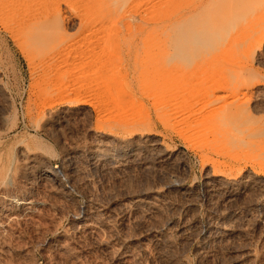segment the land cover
Returning a JSON list of instances; mask_svg holds the SVG:
<instances>
[{
	"label": "rangeland",
	"instance_id": "1",
	"mask_svg": "<svg viewBox=\"0 0 264 264\" xmlns=\"http://www.w3.org/2000/svg\"><path fill=\"white\" fill-rule=\"evenodd\" d=\"M85 1H89L90 4ZM113 1H117V4L114 5ZM120 1L122 2V0ZM120 1L39 0L37 6L42 10L46 9L47 16L57 14L55 16L58 17V21L54 25L55 28H51V30L56 29L57 31H55L58 33L61 27L63 29L60 34L54 32L56 35H48V40L46 39L47 41L45 40L46 42L43 43L42 52L37 48L43 45L34 46L36 49L25 47L26 50L23 44L18 43L8 30L12 24L10 15L0 12V169L3 168L0 176L2 181H0V264H142V262L143 264H178L180 261L183 263L184 260L189 261L184 262L185 264H226L227 260L233 256V254L231 256L232 252L239 254L245 246L243 242L245 243L247 238L249 243L253 242L250 247L253 246L255 252L260 255L264 247V210L258 212L259 208L253 210L248 205L252 198L251 193L230 204L243 218H245L244 215L251 214L250 216L246 215L250 229H255L254 235L250 234L253 230L249 229L248 235H252L250 238L246 234L236 232L235 235L222 236L210 244L203 235L201 236L200 228L216 221L215 214L220 211H216L214 214L212 213L214 210L219 208L222 210L224 205L225 209L231 207L225 203L221 207L215 202L213 205V200L207 202L204 198L207 169L220 176H237V178L253 171L254 175L258 174L257 176L262 178L261 184L264 182V0H123L124 5ZM49 2H55L57 9L54 6L53 12L48 9ZM107 3L114 6L109 5L110 8H108ZM101 4H105L103 6H106L107 9L99 6ZM100 7L102 11L99 9ZM97 9L100 10V13ZM237 10L239 13L236 15ZM114 12H117L116 14L120 17H116ZM98 13L99 15H96ZM238 15H241V18ZM204 16L205 18H203ZM114 17L116 20L113 25L110 20L112 21ZM105 18L106 22L109 20V24L104 23ZM102 20L104 24L100 23ZM36 22L35 19H32L29 24V29L33 32L37 30L38 23L36 24ZM34 24H36L35 29L30 27ZM224 26H227V29ZM182 30L185 32L183 33ZM177 34L180 35L177 36ZM105 38H108L109 42ZM120 38L121 40H119ZM172 40L176 42H172ZM186 46H188V51H186ZM242 92H246L248 95L245 97ZM220 98L223 99L220 100ZM216 99L219 100L216 101ZM227 104L233 105L229 109L243 104L244 106H242L249 110H247L249 114L247 115L249 119L246 117L247 121H255V124L247 123L246 119L242 117L245 119L243 122L247 123V126L241 123L244 128L240 126L242 132L227 127L228 125L225 122L223 124V120H221L220 114H223L219 113L223 112V107L224 110L228 108ZM212 108L215 109L213 113L209 112ZM251 115L256 119L250 118ZM49 120L53 121V126H50L51 133L47 134L39 127L42 128V122ZM206 127L207 129H205ZM128 128L133 130L134 138L145 139L146 142L156 139L164 147L172 149L176 155L173 156L170 163H157L156 155L153 157V154L149 153L152 159L150 155L145 156L151 159L148 166L140 165L136 160L131 161L130 159L122 164L120 162L126 156L122 157L116 147L118 150L112 148L108 150V155L106 150L102 153L103 149H99L100 154H96V152L95 156H97H94L96 159L93 157L92 162L87 158L85 152L82 153L83 155L80 154L81 157L77 155L72 160L74 164L76 163V169L68 161H64L63 150L68 145L91 144L99 134L103 141L105 139L108 141V137L112 138L113 136L128 137L130 136V131H126ZM247 128L248 131H246ZM253 132L259 133V136L253 135ZM227 133L232 138L225 135ZM224 135L225 137H223ZM227 137H230V141H227ZM223 138L227 142H233L234 145L226 143ZM145 140L144 143H146ZM235 143L243 145H240V149L243 148V152H240L241 156L238 155L240 149L234 148L237 145ZM244 143L247 144L244 145ZM210 145L220 146V151H223L214 152V150H210ZM21 146L40 150L47 163L51 165L49 167L60 169L63 166L65 175L61 176L60 185L54 183L51 178L40 177L37 171L32 168L23 174L25 177L22 176V173L18 174L17 167L20 163L18 150ZM224 148L229 151L238 148L239 151L235 150V154L238 156L233 153L234 151L232 152L238 159H235L234 156L228 157V155L232 156L231 151L224 155ZM201 153H205V156L203 157ZM137 156L142 157L144 153L139 150ZM76 159H78L77 162ZM66 163H69L68 166ZM182 163H184L183 166ZM99 164L104 165L101 167ZM228 165L230 167H227ZM71 169H74V172ZM171 172L180 175L174 180L176 186L189 187L188 190L191 188V193L183 195L175 189H167V191L161 187L164 192L160 198L164 201L162 202L159 198L156 210H151L153 207L148 209L147 206H141L142 212L139 209V214L138 211L135 212L136 216L134 215L133 218L131 214L135 213L130 211L129 219H134L135 222L129 220V223L134 222V225L132 224V227L131 223L127 224L129 228L127 226L126 229L128 228L129 232L126 233L128 229L125 230V227L120 223V217L123 216L124 212L122 211L124 210H119V201L128 202V195L131 197L130 193L132 195L134 192V194L138 193L146 184L147 187L153 185L149 189L145 187V190H151L152 187L161 185L168 179L167 175ZM262 187L264 188V184ZM166 192L168 193L166 194ZM22 197L32 201L29 210L15 207V201ZM260 200L261 197H258L257 201L260 202ZM90 202L103 206L114 204L112 211L118 208L113 211L115 213L112 217L115 222L112 217V221H110L114 225V228L112 226L111 229H115L117 233L114 232L115 230L109 229L111 231L109 232L101 229L96 231V233L98 232L97 236L95 231H90L89 234V231L83 230L85 222L82 221L77 210L88 206ZM159 203L162 204L159 205ZM207 206L209 207L207 208ZM147 209L154 212L150 213ZM117 211L118 214L122 212L119 218L117 217L119 215L116 214ZM249 218L256 224L249 221ZM160 223L162 224L159 225ZM119 224L121 225L119 226ZM168 224L172 225L171 230H169ZM176 224L177 226H175ZM184 224H188V226L186 225L189 227L188 231ZM165 226L170 232L174 230L171 233L173 235L170 238L171 242L177 235L180 236H178V240L181 238L184 241L176 239L174 240L176 246L172 242V245L169 244L170 247L165 245V247L162 246L163 249L155 248L154 251L155 245L153 247L152 240L149 241L147 237L150 235V238L156 231L165 229L162 228ZM181 228L188 232V236L191 234L189 238ZM132 229L135 231L134 233L130 231ZM182 231L183 236L180 235ZM123 232H125L126 238L133 233L127 239L135 237L149 241L146 242L147 244L151 242L149 249L151 248L153 251H149L147 245V258L142 254H136L132 258L128 257L129 259H118L114 251L117 250L116 248L119 247L117 245L121 242L119 239V242L117 241V236ZM260 235L262 237H259ZM111 236L112 238L115 236V239L110 240ZM226 236H230L229 240L233 236L230 241H233L235 246L233 243L231 245L229 240L227 242V239L221 240V238H227ZM235 236L241 237L242 240ZM144 237L146 238L144 239ZM233 239H236L235 242ZM237 239L239 244H237ZM261 240L262 242H259ZM111 241L114 242L115 247ZM102 242L107 243L110 250H107L106 247L107 251H105ZM222 245L224 246L222 247ZM184 246L185 249L187 248L186 250ZM199 246H203L204 249ZM232 246L236 250H232ZM61 248L65 251L63 252ZM198 249L201 250L199 251L201 254H198ZM171 250L175 253L173 254ZM150 254H154V258H158L154 260ZM156 254L159 255L156 256ZM222 255L224 257L227 255V260ZM139 257H141L140 260L137 259ZM217 257L223 258L226 262L223 263V260L219 262ZM126 259L127 261H125ZM137 260L142 262L136 263ZM255 261H249V263L261 264L263 262L264 264L260 257L257 262Z\"/></svg>",
	"mask_w": 264,
	"mask_h": 264
},
{
	"label": "bare ground",
	"instance_id": "2",
	"mask_svg": "<svg viewBox=\"0 0 264 264\" xmlns=\"http://www.w3.org/2000/svg\"><path fill=\"white\" fill-rule=\"evenodd\" d=\"M39 0H0V12H5V13H7V14H9L10 15V17H11V20H12V24H11V26H10V28L8 29V30H10L9 32L11 33V35L17 40V42L18 43H20V44H23V46H24V48L25 47H28V48H30L31 49V47H34V46H38L39 47V45H43L42 47H39V48H37L38 50L40 49L41 50V52H42V48L44 47V44L43 43H45L47 40H48V38L47 37H49L48 35H50V36H52V35H56V31L54 30L53 31V29L55 28V24L57 23V18L58 17H56L55 15H57V14H54V16L52 15V14H50L49 16H47V11H46V9H40L38 6H37V2H38ZM51 1V0H50ZM94 1V0H93ZM120 1V0H119ZM126 1H128V0H126ZM125 1V2H126ZM139 1V0H138ZM244 1V0H243ZM74 2V1H73ZM79 2H80V0H79ZM85 2H87V1H85ZM91 2H92V0H91ZM112 2V1H111ZM121 2V1H120ZM122 2H123V0H122ZM121 2V3H122ZM136 2V1H135ZM50 4H49V11H52L53 12V8H54V6H55V2H49ZM83 3V2H82ZM81 3V4H82ZM89 3V1L87 2V4ZM110 3V2H109ZM109 3H107L106 5H107V7L108 8H110V6H114L115 5V3L117 4V1L115 2V1H113V3H114V5L112 4H109ZM124 3V2H123ZM122 3V4H123ZM131 3V2H130ZM208 3H209V1H208ZM247 3H248V1H247ZM39 4V3H38ZM90 4V3H89ZM96 4V3H95ZM120 4V3H119ZM126 4V3H125ZM213 4V3H212ZM236 4H237V2H236ZM40 5V4H39ZM43 5V4H42ZM41 5V6H42ZM57 5V4H56ZM103 5H105V4H101V5H99V6H103ZM110 5V6H109ZM124 5V4H123ZM128 5V4H127ZM134 5V4H133ZM216 5V4H215ZM227 5V4H226ZM245 5V4H244ZM248 5V4H247ZM37 6V7H36ZM40 6V7H41ZM45 6V5H44ZM118 6H120V5H118ZM122 6V5H121ZM120 6V7H121ZM139 6V5H138ZM205 6H206V4H205ZM212 6V5H211ZM250 6V5H249ZM248 6V7H249ZM56 7V6H55ZM101 7L99 8L100 10H101ZM105 9H107L106 8V6H103ZM213 7V6H212ZM221 7V6H220ZM219 7V8H220ZM118 8V7H117ZM215 8V7H214ZM240 8V7H239ZM252 8V7H251ZM55 9V8H54ZM56 9H57V7H56ZM99 9H97V11L99 12L100 10ZM103 9V8H102ZM120 9H122V8H120ZM119 9V10H120ZM139 9V8H138ZM221 9V8H220ZM238 9V8H237ZM250 9V8H249ZM64 10V9H63ZM112 10H114V9H112ZM118 10V9H117ZM116 10V11H117ZM235 10V9H234ZM242 10V9H241ZM102 11V10H101ZM215 11V10H214ZM63 12V11H62ZM118 12V11H117ZM116 12V13H117ZM206 12H208V11H206ZM206 12H205V14H206ZM100 13V12H99ZM99 13L98 14H96V15H99ZM115 13V12H114ZM115 13V14H116ZM209 13V12H208ZM215 13V12H214ZM218 13V12H217ZM228 13V12H227ZM239 13V11L237 10V13H235L236 15ZM248 13V12H247ZM102 14H103V12H102ZM102 14H100V15H102ZM118 14H119V12H118ZM118 14H116L117 16L116 17H120V15H118ZM121 14V13H120ZM232 14V13H231ZM234 14V13H233ZM95 15V16H96ZM226 15V14H225ZM7 16V15H6ZM115 16V15H114ZM122 16V15H121ZM227 16V15H226ZM241 15H238V17H240ZM116 17H114V18H112V21L110 20V23H113L114 22V20H116ZM209 17V16H208ZM215 17V16H214ZM231 17H232V15H231ZM234 17V16H233ZM236 17V16H235ZM8 18V17H7ZM107 18V17H106ZM106 18H105V21H104V23L106 22ZM203 18H205V16L203 17ZM241 18V17H240ZM240 18H238V19H240ZM5 19V18H4ZM32 19H35L37 22H36V24H37V30L36 31H32L31 29H29V24H30V21L32 20ZM110 19V18H109ZM118 19V18H117ZM211 19V18H210ZM222 19V18H221ZM237 19V18H236ZM108 20V19H107ZM204 20V19H203ZM206 20H207V18H206ZM220 20V19H219ZM223 20V19H222ZM63 21V20H62ZM99 21V20H98ZM237 21V20H236ZM240 21V20H239ZM34 22V21H33ZM206 22V21H205ZM224 22V21H223ZM222 22V23H223ZM234 22V21H233ZM99 23V22H98ZM100 23H103V20H102V22H100ZM103 23V24H104ZM106 23H108L109 24V20H108V22H106ZM215 23V22H214ZM217 23V22H216ZM225 23V22H224ZM223 23V24H224ZM36 24H34V26H30L31 28L33 27L34 29L36 28L35 27V25ZM202 24V23H201ZM207 24V23H206ZM220 24V23H219ZM219 24H216V25H219ZM236 24V23H235ZM6 25V24H5ZM33 25V24H32ZM100 25V24H99ZM106 25V24H105ZM112 25V24H111ZM113 25H114V23H113ZM204 25V24H203ZM210 25H212L211 24V22H210ZM226 25V24H225ZM237 25V24H236ZM179 26H181V25H179ZM186 26V25H185ZM215 26V25H214ZM228 26V25H227ZM226 26V27H227ZM57 27H59V26H57ZM114 27V26H113ZM182 27V26H181ZM225 27V26H224ZM223 27V28H224ZM225 27V28H226ZM8 28V27H7ZM50 28V29H49ZM51 28H53L52 30H51ZM179 28V27H178ZM185 29V28H184ZM217 29H218V26H217ZM227 29V28H226ZM60 31L61 30H63L62 29V27H61V29H59ZM58 30V31H59ZM113 30V29H112ZM181 30V29H180ZM187 30V29H186ZM211 30H213V29H211ZM223 30V29H222ZM229 30V29H228ZM58 32L57 34H60L61 32ZM183 31V33L185 32L184 30H182ZM181 31V32H182ZM188 31V30H187ZM194 31V30H193ZM214 32H215V30H213ZM258 31V30H257ZM51 32V33H50ZM54 32H56V33H54ZM104 32V31H103ZM111 32V31H110ZM191 32V31H190ZM190 32H189V34H190ZM197 32V31H196ZM176 33V32H175ZM178 33V32H177ZM186 33H188V32H186ZM213 33V32H212ZM216 33H217V30H216ZM219 33V32H218ZM52 34V35H51ZM104 34V33H103ZM100 35V34H99ZM178 35H180V34H177V36ZM191 35V34H190ZM108 36H109V34H108ZM186 36V35H185ZM214 36H215V33H214ZM219 36V35H218ZM221 36V35H220ZM57 37V36H56ZM55 37V38H56ZM116 37V36H115ZM213 37V36H212ZM96 38V37H95ZM109 38V37H108ZM107 38V39H108ZM220 38H222V37H220ZM47 39V40H46ZM106 39V38H105ZM106 39V40H107ZM111 39V38H110ZM125 39V38H124ZM213 39V38H212ZM46 40V41H45ZM119 40H121V38L119 39ZM118 40V41H119ZM176 40V39H175ZM175 40H172V42L173 41H175ZM211 40V39H210ZM45 41V42H44ZM97 41V40H96ZM177 41V40H176ZM175 41V42H176ZM214 42H215V39L213 40ZM107 42H109V40H107ZM119 42H122V41H119ZM184 42V41H183ZM183 42H182V45H183ZM98 43V42H97ZM103 43V42H102ZM185 43V42H184ZM209 43V42H208ZM104 44H106L105 42H104ZM120 44H122V43H120ZM173 44V43H172ZM180 44V43H179ZM212 44V43H211ZM46 45V44H45ZM48 45V44H47ZM93 45V44H92ZM108 45V44H107ZM111 45H112V43H111ZM116 45V44H115ZM178 45V44H177ZM181 45V44H180ZM240 45H241V43H240ZM22 46V47H23ZM113 46V45H112ZM122 46H124V45H122ZM169 46V45H168ZM208 46V45H207ZM47 47V46H46ZM100 47H101V44H100ZM103 48H105L104 46H102ZM179 47V46H178ZM177 47V48H178ZM183 47V46H182ZM181 47V48H182ZM185 47V46H184ZM187 47L188 46H186V51H188L187 50ZM102 48V49H103ZM109 49H110V45H109V47H108ZM157 48V47H156ZM26 49V48H25ZM34 49H36L35 47H34ZM44 49V48H43ZM116 49V48H115ZM178 49H180V48H178ZM188 49H190V48H188ZM27 50V49H26ZM156 50V49H155ZM173 50V49H172ZM185 50V49H184ZM109 51V50H108ZM191 51H192V49H191ZM258 51V50H257ZM112 52V51H111ZM113 52L115 53V51L113 50ZM185 52V51H184ZM194 52V51H193ZM255 52V51H254ZM38 53V52H37ZM189 53V52H188ZM95 54V53H94ZM112 54V53H111ZM118 54V53H117ZM145 54V53H144ZM174 54V53H173ZM195 54V53H194ZM188 55V54H187ZM89 56V55H88ZM106 56V55H105ZM245 57V56H244ZM189 58V57H188ZM191 58V57H190ZM36 59V58H35ZM70 59V58H69ZM75 59V58H74ZM189 60V59H188ZM187 61V60H186ZM86 62V61H85ZM99 62V61H98ZM58 63V62H57ZM125 63V62H124ZM128 63V62H127ZM131 63V62H130ZM86 64V63H85ZM101 64V63H100ZM126 64V63H125ZM99 65V64H98ZM79 66H81V65H79ZM127 66H128V64H127ZM213 67V66H212ZM101 68H103V67H101ZM123 68V67H122ZM117 70V69H116ZM70 71V70H69ZM123 73V72H122ZM221 73V72H220ZM57 74V73H56ZM111 74V73H110ZM239 74V73H238ZM107 75V74H106ZM109 75V74H108ZM121 75V74H120ZM235 75V74H234ZM64 76H65V74H64ZM63 76V77H64ZM112 76V75H111ZM59 77H61V76H59ZM62 78V77H61ZM70 82V81H69ZM112 82V81H111ZM123 82V81H122ZM110 83V82H109ZM59 84H61V83H59ZM107 84H108V81H107ZM234 84V83H233ZM89 87V86H88ZM98 90V89H97ZM243 90V89H242ZM247 90V89H246ZM255 90V89H254ZM248 91V90H247ZM246 91V92H247ZM74 92V91H73ZM117 92V91H116ZM246 92H242V94L243 95H245V97L248 95ZM218 93V92H217ZM219 94V93H218ZM46 96V95H45ZM219 96H220V94H219ZM47 97V96H46ZM117 98V97H116ZM120 98V97H119ZM219 98V97H218ZM45 99V98H44ZM223 99V98H222ZM221 98H220V100H222ZM240 99H242L241 97H240ZM248 99V98H247ZM43 100V99H42ZM209 100V99H208ZM217 100H219V99H216V101ZM235 100H236V98H235ZM234 100V101H235ZM246 100V99H245ZM215 101V102H216ZM9 102V101H8ZM42 102V101H41ZM4 103V102H3ZM218 103V102H217ZM222 103V102H221ZM41 104V103H40ZM230 104H232V103H230ZM244 104V103H243ZM242 104V105H243ZM116 105V104H115ZM136 105V104H135ZM196 105V104H195ZM214 105V104H213ZM212 105V106H213ZM225 105V104H224ZM241 104H238V106L237 107H235V108H231V109H229L230 108V106H233V105H226V106H228V108H226V106H225V108L227 109H225L224 110V107H223V112H219V113H222L223 115H221L220 114V116H222L221 118V120H223L222 121V123L224 124V122H225V124H227L226 126L227 127H231L233 130L234 129H238L239 130V132L241 131H243V130H241V123L243 124L244 122L243 121H245V119H246V117H247V115H249L248 113H247V110L248 109H246L245 107H243ZM2 106V105H1ZM8 106V105H7ZM223 106V105H222ZM258 108V107H257ZM110 109V108H109ZM206 109H208V108H206ZM259 109V108H258ZM57 110V109H56ZM55 110V111H56ZM222 110V109H221ZM215 111V109L214 108H212L209 112H211V113H213ZM249 111V110H248ZM254 111V110H253ZM206 112V111H205ZM256 112V111H255ZM216 113V112H215ZM247 113V114H246ZM210 114V113H209ZM212 115H214V114H212ZM246 115V116H245ZM82 116V115H81ZM210 116V115H209ZM245 116V117H244ZM196 117V116H195ZM212 117V116H211ZM242 117L243 118H245V119H242ZM261 117V116H260ZM260 117H258V118H260ZM248 119H249V117H247ZM250 118H252V119H256V118H254L252 115H251V117ZM258 118H257V120H258ZM166 119V118H165ZM242 119V120H241ZM251 119V121H254V120H252ZM48 120V119H47ZM61 120V119H60ZM256 120V121H257ZM242 121V122H241ZM246 121H247V119H246ZM68 122V121H67ZM172 122V121H171ZM37 123V122H36ZM43 124H42V128L41 127H39L40 128V130H42V131H44V133H47L48 134V132L49 133H51V128H50V126L52 125L53 126V121H51V120H49V121H44V122H42ZM69 123V122H68ZM219 123V122H218ZM246 123V122H245ZM244 123V125L245 126H247V123H253V124H255V121L254 122H248L247 121V123L245 124ZM262 123V122H261ZM209 124V123H208ZM36 125V124H35ZM67 125V124H66ZM212 125V124H211ZM258 125V124H257ZM63 126V125H62ZM241 126V127H240ZM251 126V125H250ZM254 126V125H253ZM253 126H252V128H253ZM216 127H218V126H216ZM262 127V126H261ZM230 128V129H231ZM243 128V127H242ZM255 128V127H254ZM205 129H207V127L205 128ZM231 129V130H232ZM244 129V128H243ZM246 129V128H245ZM250 130H251V128H250ZM264 130V129H263ZM93 131V130H92ZM123 131V130H122ZM126 131H130V136H128V137H119V136H113L112 138H110V137H108V141H103L101 138H102V136H101V138L99 137L100 136V134L96 137V140H94V141H92L91 142V144H77V145H68V147H66V148H64V150H63V157H64V161L66 160V161H68L69 163H70V165L71 166H73V168L74 169H76V163L74 164L73 162H72V160H73V158L74 157H76L77 155H80V154H82V153H86L87 154V158L92 162L93 161V157L95 156V153L96 154H98L99 153V149H103V152L102 153H104L105 151L104 150H106L107 151V155H108V150H110V149H112V148H114V149H116V147L119 149H116V150H118L119 152H121V154H122V157L124 156H126L125 158H123L122 160H121V162L120 163H122L123 164V162H126L127 161V159H130L131 161L132 160H136V162H138V164H140V165H149L150 164V162H149V160H151L152 159V156L154 157L155 155H156V160L153 158V162H154V160L155 161H157V163L158 162H167V163H170L171 162V159L173 158V156H175L176 154H175V152H173V150L172 149H169V148H167V147H164L163 145H162V143H160L158 140H156V139H153V140H148L147 142H146V140H145V142L146 143H144V140H142V139H140V138H134L133 137V135H134V133H133V130H131V129H127ZM207 131V130H206ZM246 131H248V128H247V130ZM262 131V130H261ZM260 131V132H261ZM94 132V131H93ZM212 132V131H211ZM214 132V131H213ZM65 133V132H64ZM92 133V132H91ZM95 133H96V131H95ZM207 133V132H206ZM224 133H225V131H224ZM254 133V132H253ZM252 133V134H253ZM241 134V133H240ZM259 133H254L253 135H257V136H259L258 135ZM1 135V134H0ZM51 135V134H50ZM93 135V134H92ZM225 135H228V133L227 134H225ZM225 135L223 136V137H225ZM246 135H248L247 133H246ZM262 135V134H261ZM111 136V135H110ZM228 136H230V135H228ZM249 136H250V133H249ZM263 136V135H262ZM55 137H56V135H55ZM105 137V136H104ZM231 137V136H230ZM230 137H227L228 139H227V141L229 140V138ZM244 137V136H243ZM53 138H54V136H53ZM146 138V137H145ZM232 138V137H231ZM225 141H226V139L225 138H223ZM219 140H221V139H219ZM235 139H233V141H234ZM243 140V139H242ZM21 141V140H20ZM65 141V140H64ZM224 141V142H225ZM226 141V143H231V142H227ZM230 141V140H229ZM23 142V141H22ZM82 142V141H81ZM216 142V141H215ZM217 142H218V139H217ZM235 142H236V140H235ZM89 143V142H88ZM206 143H207V141H206ZM233 143V142H232ZM232 143L230 144V145H232ZM214 144V143H213ZM212 144V145H213ZM224 145H227V144H225V143H223ZM237 143H235V145H236ZM245 144H247V143H244V145ZM203 145V144H202ZM233 145H234V143H233ZM239 144H237L236 146H234V148L235 147H238L239 149H240V145L241 146H243L241 143H240V145L238 146ZM260 145V144H259ZM38 147V146H37ZM220 146H209V148H210V150H214V152L215 151H217V152H222V151H220V148H219ZM224 147V146H223ZM253 147V146H252ZM222 148V147H221ZM227 148V147H226ZM238 148H236V149H234L233 151L230 149V151H231V153H230V151H229V149L228 150H225V148H224V152H223V154L225 155L226 153H230L232 156H230V155H228V157H235V159H238V157H236V156H238V155H240V152L242 151L243 152V148H241L240 149V151H239V149ZM204 149V148H203ZM206 149V148H205ZM223 149V148H222ZM142 151V153H144V156H142V157H139V156H137V153H138V151ZM200 150V149H199ZM198 150V151H199ZM235 150H238L239 151V154H238V152H236L238 155H236L235 154ZM19 155H20V157H19V159H20V163H19V165H18V167H17V172H18V174L19 173H22V176H24L23 174H25V172H27V171H29L28 169H30L31 170V168L33 169V170H35V171H37V173L39 174V176L40 177H43V178H51V180H54V183L56 182L57 184H59L60 185V181H61V176L64 174L63 173V166H61V168L60 169H54L53 167H49V166H51V165H49L48 163H47V160H46V158H45V156L43 155V153L40 151V150H38V149H36V148H31V147H28V146H21L20 148H19ZM226 151H229V152H226ZM111 152V151H110ZM109 152V153H110ZM124 152V153H123ZM145 152H147V153H145ZM213 152V153H214ZM236 155H233V153ZM113 153V152H112ZM149 153H151V154H153L152 156L149 154ZM208 153V152H207ZM261 153V152H260ZM259 153V154H260ZM100 154V153H99ZM118 154V153H117ZM201 154H203V153H201ZM205 154V153H204ZM202 155L203 157L205 156V155ZM83 155V154H82ZM110 155H111V153H110ZM110 155H109V157H110ZM119 156H120V154H118ZM147 155H150L151 156V159H149V158H146L147 157ZM217 155V154H216ZM254 155V154H253ZM261 155V154H260ZM97 156V155H96ZM95 156V157H96ZM101 157H102V155H100ZM146 156V157H145ZM221 156V155H220ZM241 156V155H240ZM259 156V155H258ZM257 156V157H258ZM80 157H81V155H80ZM83 157V156H82ZM94 157V159H96ZM108 157V156H107ZM199 157H200V155H199ZM202 157V158H203ZM224 157H227V156H224ZM243 157V156H242ZM248 157V156H247ZM256 157V158H257ZM85 159H86V157H85ZM107 159V158H106ZM224 159V158H223ZM227 159H229V158H227ZM77 160L78 159H76V162H77ZM109 160V159H108ZM230 160H232V159H230ZM260 160H261V158H260ZM75 161V160H74ZM87 161V160H86ZM174 161V160H173ZM228 161V160H227ZM262 161V160H261ZM63 162V161H62ZM224 162V161H223ZM255 162V161H254ZM68 163V164H69ZM95 163V162H94ZM102 163H104L103 161H102ZM106 163H108L109 164V162H106ZM115 163V162H114ZM225 163V162H224ZM234 163V162H233ZM67 164V163H66ZM68 164H67V166H68ZM80 164V163H79ZM112 164V163H111ZM121 164V165H122ZM160 164V163H159ZM227 164V163H226ZM232 164V163H231ZM101 167L104 165H101V164H99ZM184 165V163H182V166ZM214 165V164H213ZM216 165V164H215ZM230 165V164H229ZM227 166V167H230V166ZM263 165V164H262ZM66 166V167H67ZM78 166V165H77ZM146 166V167H147ZM233 166V165H232ZM235 167H236V165H234ZM65 167V168H66ZM160 167V166H159ZM237 168V167H236ZM253 168H255V167H253ZM3 169V168H2ZM2 169H0V176L2 175ZM73 169V170H74ZM213 169H214V166H213ZM72 170V169H71ZM72 170V171H73ZM78 170V169H77ZM164 170V169H163ZM212 170V169H211ZM11 171V170H10ZM71 171V172H72ZM80 171V170H79ZM185 171V170H184ZM214 171V170H213ZM252 171V170H251ZM74 172V171H73ZM75 172H76V170H75ZM242 172V171H241ZM66 173V172H65ZM77 173V172H76ZM135 173V172H134ZM242 173H245V172H242ZM69 174V173H68ZM71 174H73V173H71ZM78 174V173H77ZM124 174V173H123ZM122 174V175H123ZM169 174V173H168ZM206 175H205V180H206V186H205V194H204V198L207 200V202H210L211 200H213V205L216 203V204H218L220 207H221V205L223 204V203H225V204H228V205H230L231 203H233L234 201H238V200H240V199H242V198H244V196H246V195H250V193H251V195H252V198L249 200V206L250 207H252V209L253 210H255V209H258V212H259V210L261 211L262 209L264 210V188L262 187L263 186V184H264V182H263V184H261L262 183V178H260V177H258L257 175H254L253 174V171H252V173L250 172V173H245L243 176H241V177H238L237 178V176L236 177H224V176H220V175H218V174H216V173H214V172H210V170L209 169H207V171H206V173H205ZM256 174V173H255ZM6 175V174H5ZM34 175V174H33ZM65 175V174H64ZM115 175V174H114ZM229 175V174H228ZM13 176V175H12ZM70 176V175H69ZM76 176V175H75ZM124 176V175H123ZM168 176V179L166 180V181H164V182H162L161 183V185H159V186H154V188L152 189L151 188V190H145L144 188L145 187H147V184H146V186L144 187V188H141L142 190H140L138 193H136V194H134L133 193V195H132V193H130V195H131V197H129V195H128V202H129V204H128V202L126 203V202H124L123 201V203L121 202V201H119V210H124V211H122V212H124V214H123V216L122 217H120V215H121V213L120 214H118V211L116 212V214H118L119 216H117L118 218L120 217V219H121V224H122V226H124L125 227V230H127L128 228H129V226L127 225V224H129L130 225V223H131V225L130 226H132L133 227V223L135 222L134 221V219H132V220H130L129 219V216H128V214H129V212L131 211H133V213H135V212H137L139 209H140V207L142 206H147V208L148 209H150V208H152L151 210H156V207H157V201H159V198L162 196V192H164L163 190H167V189H170V190H173V189H175V190H177V192L179 191L181 194H183V195H186V194H188L189 192H190V189L188 190V188H186V186L185 187H180V186H176V181H174V180H176L177 178H179V176L176 174V173H174V172H171L169 175H167ZM187 176V175H186ZM20 177V176H19ZM25 177V176H24ZM65 177V176H64ZM63 177V178H64ZM71 177H72V175H71ZM115 177V176H114ZM138 177V176H137ZM27 178V177H26ZM83 178V177H82ZM121 178H123V177H121ZM127 178V177H126ZM125 178V179H126ZM166 178V177H165ZM70 179V178H69ZM264 179V178H263ZM4 180V179H3ZM182 180V179H181ZM1 181V180H0ZM29 181V180H28ZM123 181V180H122ZM178 181V180H177ZM2 182V181H1ZM19 182V181H18ZM53 182V181H52ZM51 182V183H52ZM84 183H85V181H84ZM87 183H89V182H87ZM94 183V182H93ZM92 183V184H93ZM136 183V182H135ZM23 184V183H22ZM53 184V183H52ZM132 184V183H131ZM157 184H159V183H157ZM156 184V185H157ZM205 184V183H204ZM55 185V184H54ZM78 185V184H77ZM91 185V184H90ZM133 185V184H132ZM151 185H153V184H151ZM151 185H149L148 187H147V189H149V187H151ZM180 185V184H179ZM53 186V185H52ZM63 186V185H62ZM48 187V186H47ZM55 187V186H54ZM61 187V186H60ZM88 187H89V185H88ZM161 187H163L162 189H161ZM59 188V187H58ZM58 188H56V189H58ZM64 189V188H63ZM73 189V188H72ZM61 190H62V187H61ZM169 190V191H170ZM71 191V190H70ZM78 191V190H77ZM82 191V190H81ZM123 191V190H122ZM134 191V190H133ZM168 191V190H167ZM36 192V191H35ZM52 192V191H51ZM64 192V191H63ZM62 192V193H63ZM75 192V191H74ZM131 192V191H130ZM193 192V191H192ZM197 192V191H196ZM67 193H69L68 192V190H67ZM168 192H166V194H167ZM191 193V192H190ZM51 194V193H50ZM129 194V193H128ZM165 194V193H164ZM163 194V196L165 197V195ZM72 195V194H71ZM87 195V194H86ZM116 195V194H115ZM169 195V194H168ZM52 196V195H51ZM58 196V195H57ZM117 196V195H116ZM127 196V195H126ZM167 196V195H166ZM53 197V196H52ZM93 197V196H92ZM163 197V199H165ZM168 197V196H167ZM260 198L261 197V200H260V202L259 201H257V198ZM15 198V197H14ZM162 198V197H161ZM161 198H160V200H161ZM173 198V197H172ZM188 198V197H187ZM10 199V198H9ZM8 199V200H9ZM58 199V198H57ZM56 199V200H57ZM126 199V198H125ZM177 199V198H176ZM192 199V198H191ZM7 200V201H8ZM124 200V199H123ZM205 200V201H206ZM111 201V200H110ZM115 201V200H114ZM162 201V200H161ZM160 201V202H161ZM164 201V200H163ZM162 201V202H163ZM10 202H11V200H10ZM31 202L32 201H28V200H25V198H19V199H17L16 201H15V207L17 206V207H19V208H21V209H28V208H31ZM57 202V201H56ZM180 202H181V200H180ZM215 202V203H214ZM235 202V203H236ZM117 203V202H116ZM11 204V203H10ZM9 204V205H10ZM33 204V203H32ZM74 204V203H73ZM111 204H113V203H111ZM160 204H162V203H159V205ZM193 204V203H192ZM55 205V204H54ZM85 205H88V204H85ZM109 206H107V205H105V206H103V205H101V204H98V203H89V205L88 206H86V207H84V208H80V209H78L77 211H79L78 212V214H80V216L82 217V221H84L85 222V224L83 225L84 227H83V230H85V231H89V234H90V231H95V233H96V231L97 230H101V229H103V231H109V229H111L112 228V226H113V228H114V225H112V222H110V221H112V218L114 217L113 216V213H115V212H113V211H116V210H118V208L116 209V210H113L112 211V207H113V205H110V204H108ZM115 205H117V204H115ZM169 205V204H168ZM171 205V204H170ZM206 205V204H205ZM209 205V204H208ZM224 205V204H223ZM222 205V206H223ZM245 205V204H244ZM243 205V206H244ZM247 205V206H248ZM62 206H65V205H62ZM231 206V205H230ZM229 206V207H230ZM246 206V207H247ZM71 207V206H70ZM141 207V208H142ZM191 207V206H190ZM209 206H207V208H208ZM211 207V206H210ZM216 207V206H215ZM226 208V206L224 205L223 206V209L222 210H220L221 208H219V209H216V210H214L212 213H216V211H220L219 213H216L215 215V217H217V219H216V221L215 222H213V223H210V224H208V225H204V227H202V229L200 228V230H201V236L203 235V237H204V239L207 241V242H213V241H217V239L218 238H220V237H222V236H225V235H232V234H234V233H236V232H238V233H243L244 235L246 234V236H249L248 234L250 233L249 231L251 230H253V232H251L250 234H252L253 233V235L255 234L254 233V230L255 229H250V226H249V222L248 221H246L247 219V216L246 215H248V214H246V215H244V213H243V215H244V217L245 218H243V217H241V215H238V212L235 210V209H233L232 207L233 206H231L230 208H228V206H227V208L228 209H225ZM60 208V207H59ZM116 208V207H115ZM114 208V209H115ZM127 208H129L128 210H127ZM155 208V209H154ZM158 208H159V206H158ZM157 208V209H158ZM174 208V207H173ZM218 208V207H217ZM232 208V209H231ZM62 209V208H61ZM144 209V208H143ZM146 209V208H145ZM144 209V210H145ZM147 209V211L148 212H150V213H153L152 211H150V210H148ZM247 209V208H246ZM246 209H245V211H246ZM250 209V208H249ZM29 210V209H28ZM143 210V211H144ZM159 210V209H158ZM160 210H161V208H160ZM210 210V209H209ZM248 210V209H247ZM251 210V209H250ZM22 211H24V210H22ZM61 211V210H60ZM76 211V212H77ZM140 211L142 212V209H140ZM162 211V210H161ZM207 211V210H206ZM241 212L243 211V210H240ZM240 211H239V213H240ZM25 212V211H24ZM75 212V211H74ZM126 212H127V214H126ZM140 212V213H141ZM205 212V211H204ZM244 212V211H243ZM247 212V211H246ZM249 213H250V211H248ZM256 212V211H255ZM162 213V212H161ZM161 213H160V215H161ZM209 213V212H208ZM207 213V214H208ZM211 213V212H210ZM115 214V215H116ZM138 214H139V211H138ZM195 214V213H194ZM134 215L136 216V213L135 214H131V216H132V218L134 217ZM143 215V214H142ZM152 215V214H151ZM182 215V214H181ZM201 215V214H200ZM251 215V214H250ZM250 215H248V216H250ZM7 216V215H6ZM79 216V217H80ZM113 216V217H112ZM80 217V218H81ZM112 217V218H111ZM193 217V216H192ZM254 217V216H253ZM80 218H78V219H80ZM144 218V217H143ZM167 218V217H166ZM137 219V218H136ZM141 219V218H140ZM163 219V218H162ZM198 219V218H197ZM214 220H215V218H213ZM118 220V219H117ZM129 220L130 221H134L133 223L132 222H130L129 223ZM167 220H168V218H167ZM166 220V221H167ZM176 220H178V219H176ZM184 220H185V217H184ZM191 220V219H190ZM194 220V219H193ZM249 221H251L252 219H248ZM156 221V220H155ZM195 221V220H194ZM79 222V221H78ZM81 222V221H80ZM113 222H115L114 221V218H113ZM118 222H119V220H118ZM137 222V221H136ZM139 222V221H138ZM146 222V221H145ZM153 222V221H152ZM176 222V221H175ZM183 222V221H182ZM252 222V221H251ZM178 223V222H177ZM181 223V222H180ZM188 223V222H187ZM195 224H197L196 222H194ZM252 223H254V224H256L254 221L252 222ZM251 223V224H252ZM114 224V223H113ZM121 224H119V226L121 225ZM133 224V225H132ZM139 224V223H138ZM137 224V225H138ZM142 224V223H141ZM140 224V225H141ZM162 223H160L159 225H161ZM171 224V223H170ZM174 224V223H173ZM154 225V224H153ZM155 225H156V223H155ZM154 225V226H155ZM185 225V224H184ZM187 226H188V224H186ZM186 225H185V227H186ZM198 225V224H197ZM73 226V225H72ZM78 226V225H77ZM128 226V228L126 229V227ZM142 226H144V225H142ZM151 226V225H150ZM163 226V225H162ZM168 226H169V230H171L170 228L172 227V225H169L168 224ZM174 226V225H173ZM175 226H177V224L175 225ZM180 226V225H179ZM182 226V225H181ZM189 226H191V225H189ZM152 227V226H151ZM160 227V226H159ZM257 227V226H256ZM255 227V228H256ZM120 228V227H119ZM135 228V227H134ZM146 228V227H145ZM162 228H165L166 229V226L165 227H162ZM174 228V227H173ZM180 228V227H179ZM183 228V227H182ZM181 228V230H184V229H182ZM187 229V231H188V229H189V227H186ZM261 228V227H260ZM122 229H123V227H122ZM143 229V228H142ZM147 229H149V228H147ZM157 229V228H156ZM161 229V228H160ZM162 229V230H158V231H156L155 232V234H153V235H151V237H153L152 239H151V237L149 238V236L147 237V239H149V241H151L152 240V244H151V242H150V244L151 245H153V247H154V245H155V247H154V251L156 250L155 248H159V249H163L162 248V246L163 247H165V245H168V247H170V245L169 244H173L174 243V245L176 246V241L174 242V240H178V236L179 235H177L176 237H175V239L174 240H172V242H171V239L170 238H172V231H174V230H172L171 232L168 230V229ZM175 229V228H174ZM176 229H177V227H176ZM194 229V228H193ZM250 229V230H249ZM257 229V228H256ZM259 229V228H258ZM112 231H114L115 229H111ZM135 230V229H134ZM141 230V229H140ZM146 230V229H145ZM144 230V231H145ZM154 230H155V228H154ZM178 230H180V229H178ZM198 230V229H197ZM260 230V229H259ZM118 231H120V230H118ZM124 231V230H123ZM130 231H133V229L132 230H130ZM148 231H150V230H148ZM152 231H153V229H152ZM176 232H177V230H175ZM185 231V230H184ZM83 232V231H82ZM109 232H111V231H109ZM114 232H116L117 233V231L115 230ZM121 232H122V230H121ZM127 232H129V229H128V231H126V233ZM135 231H133V233H134ZM151 232V231H150ZM154 232V231H153ZM181 232V231H180ZM186 232V231H185ZM184 232V233H185ZM200 232V231H199ZM258 231H256V233H257ZM98 233V232H97ZM97 233H96V235H97ZM101 233V232H100ZM106 233V232H105ZM105 233H104V235H105ZM125 232H123V234L121 233L120 235H122V236H120V235H118L117 236V241H118V239H119V241H121V242H117L119 245H117V246H119L118 248H116L117 250H115L114 252H116L115 253V255H116V257L118 258V259H125V258H128V257H131L132 258V256H135L136 254H142L143 256H146V258H147V255L146 254H148V252H147V245H148V250L149 251H153V250H151V248L149 249V245L150 244H147L146 242H149V241H144V240H142V239H136L135 237V239L134 238H132V239H127L128 238V236L130 237V236H132L133 235V233H132V235H128L127 236V238L125 237V234H124ZM138 233V232H137ZM140 233H141V231H140ZM174 233V232H173ZM187 234V236H188V232H186ZM190 233V232H189ZM193 233V232H192ZM261 233V232H260ZM86 234V233H85ZM109 234V233H108ZM108 234H106V235H108ZM111 234H113V233H111ZM130 234V233H129ZM139 234V233H138ZM148 234H150V233H148ZM179 234V233H178ZM183 234V231H182V233L180 234V235H182ZM100 235V234H99ZM113 235H115V234H113ZM112 235V236H113ZM136 235V234H135ZM134 235V236H135ZM144 235V234H143ZM142 235V236H143ZM146 235V234H145ZM172 235V236H171ZM191 235V234H190ZM190 235L188 236V238L190 237ZM195 235V234H194ZM235 235V234H234ZM242 235V234H241ZM240 235V236H241ZM257 235H259L258 233H257ZM257 235H255V237H257ZM98 236V235H97ZM112 236H111V238H112ZM147 236V235H146ZM183 236V235H182ZM229 236V237H230ZM246 236H244V237H246ZM252 235H250L249 236V238L251 237ZM264 236V235H263ZM110 237V236H109ZM180 237V236H179ZM227 237V236H226ZM229 237H227V238H225V239H222L221 238V240H223V241H225L226 239H227V242H228V238ZM239 237V236H238ZM237 236H235V238H238ZM242 238H243V236H241ZM241 237H239V238H241ZM259 237H262L261 235L259 236ZM89 238V237H88ZM104 238H106V237H104ZM114 239H115V236L113 237ZM113 238L112 239H110V240H113ZM146 237H144V239H145ZM186 237H184V239H185ZM232 238H233V236H232ZM231 238V239H232ZM238 238V239H239ZM242 238H241V240H242ZM247 238V237H246ZM96 239H97V237H96ZM95 239V240H96ZM103 239V238H102ZM146 239V240H147ZM187 239V238H186ZM230 239V240H231ZM238 239H237V244H239L238 243ZM255 239V238H254ZM253 239V240H254ZM109 240V241H110ZM179 240L180 241H182L183 239H181V238H179ZM178 240V241H179ZM203 240V239H202ZM229 240V241H230ZM234 240V242H235V240L236 239H233ZM243 240H244V238H243ZM248 238H247V244H246V241H245V243L243 242V245L245 244V246L240 250V252L238 251V249H237V251L239 252V254H236V253H231V256H232V254H233V256L232 257H234L235 256V254L237 255L236 256V258H235V260H233L232 259V257L230 258V256H228L230 259L229 260H227V255L225 256L226 257V260L228 261V262H226V261H224V259H225V257L222 255V257H224V259L222 258V259H219L218 257L216 258V259H218L219 260V262H220V260L222 261H224L223 263H225L226 262V264H252V263H249V261H255V260H257L258 261V258L260 257V258H262L263 259V261H264V247H263V249H262V251H261V254L260 255H258L256 252H255V250L253 249V246H252V248L250 247V245L253 243V242H251V243H249L248 242ZM252 240V239H251ZM252 240V241H253ZM184 241V240H183ZM187 241H189V240H187ZM215 241V242H216ZM112 242V241H111ZM203 242H205V241H203ZM219 242H221L220 241V239H219ZM226 242V243H227ZM231 242V245H232V243H233V241H230ZM258 242V241H257ZM259 242H262V240L261 241H259ZM114 242H112V245L114 246V244H113ZM179 243V242H178ZM183 243V242H182ZM197 243V242H196ZM242 243V242H241ZM248 243H249V245H248ZM101 244H104L103 242L101 243ZM206 244V243H205ZM211 244V243H210ZM230 244V243H229ZM234 244V243H233ZM182 245V244H181ZM180 245V246H181ZM184 245V244H183ZM186 245V244H185ZM259 245V244H258ZM264 245V244H263ZM101 246V245H100ZM103 246V245H102ZM204 246V245H203ZM203 246H199V247H203ZM224 245H222V247H223ZM233 246H235V244L233 245ZM232 246V247H233ZM237 246V245H236ZM260 246H261V244H260ZM73 247V246H72ZM107 247V250L109 249L110 250V246L106 243V244H104V250H105V248ZM115 247V246H114ZM113 247V249H115ZM152 247V248H153ZM167 247V246H166ZM167 247V248H168ZM174 247V246H173ZM172 247V248H173ZM182 247V246H181ZM204 247H206V245L204 246ZM204 247H203V249H204ZM218 247V246H217ZM231 247V246H230ZM241 247V246H240ZM239 247V248H240ZM64 248V247H63ZM63 248H61L62 250H63ZM99 248V247H98ZM219 248V247H218ZM238 248V247H237ZM260 248V247H259ZM69 249V248H68ZM68 249H67V252H68ZM177 249V248H176ZM179 249H181V248H179ZM184 249H185V246H184ZM187 249V248H186ZM185 249V250H186ZM202 249V250H203ZM236 250V248H234L233 247V249L232 250ZM61 250V251H62ZM70 250V249H69ZM107 250H105V251H107ZM174 251H175V248L173 249ZM182 251H183V249H181ZM180 250V251H181ZM227 250V249H226ZM231 250V251H232ZM65 250H63V252H64ZM157 251H158V249H157ZM160 251V250H159ZM166 251V250H165ZM172 251V250H171ZM199 251H201V250H199L198 249V252ZM208 251H209V249H208ZM210 251H211V249H210ZM218 251V250H217ZM236 251V252H237ZM58 252V251H57ZM66 252V253H67ZM111 252V251H110ZM113 252V253H114ZM162 252V251H161ZM168 252H170V251H168ZM173 252V251H172ZM184 252V251H183ZM204 252V251H203ZM230 252V251H229ZM65 253V254H66ZM175 252H173V254H174ZM178 253H179V251H178ZM177 253V254H178ZM187 253V252H186ZM216 253V252H215ZM225 253V252H224ZM64 254V253H63ZM75 254V253H74ZM111 254V253H110ZM166 254V253H165ZM164 254V255H165ZM179 254H181V252L179 253ZM198 254H201L200 252L198 253ZM207 254V253H206ZM214 254V253H213ZM212 254V255H213ZM230 254V253H229ZM151 255V254H150ZM149 255V256H150ZM154 255V254H153ZM153 255H151V257L153 256ZM159 255V254H158ZM157 254H156V256H158ZM171 255V254H170ZM211 255V254H210ZM220 255V254H219ZM148 256V258H151V257H149ZM161 256H162V254H161ZM184 256V255H183ZM203 256V255H202ZM214 256V255H213ZM221 256V255H220ZM64 257V256H63ZM114 257V256H113ZM137 257H138V255H137ZM155 256H153L152 258H154ZM160 257V256H159ZM166 257V256H165ZM174 257V256H173ZM185 257V256H184ZM214 257H216V256H214ZM116 258V259H117ZM130 258V261H132V259ZM145 258V259H146ZM156 258H158V257H156ZM156 258H154V260L156 259ZM161 258V257H160ZM169 258V257H168ZM167 258V259H168ZM179 258H180V256H179ZM114 259V258H113ZM117 259V260H118ZM129 259V258H128ZM137 259H141V257H139V258H137ZM197 259V258H196ZM199 259V258H198ZM134 260V259H133ZM139 260H137L136 261V263H139V262H142V261H139ZM148 260V259H147ZM154 260H153V262H154ZM183 260V259H182ZM200 260V259H199ZM217 260V261H218ZM231 260H233V261H231ZM32 261V260H31ZM120 261V260H119ZM125 261H127V259L125 260ZM124 261V262H125ZM139 261V262H138ZM144 261V260H143ZM163 261V260H162ZM169 261V260H168ZM180 261V260H179ZM187 261V260H186ZM185 260H184V262H186ZM257 261H255V262H257ZM122 262V261H121ZM133 262H135V261H133ZM148 262V261H147ZM150 262H151V260H150ZM171 262V261H170ZM181 263V261H180V263L181 264H185V263ZM187 262H189V261H187ZM214 262V261H213ZM212 262V263H213ZM33 263V262H32ZM35 263V262H34ZM130 263H132V262H130ZM161 263V262H160ZM179 262H178V264H180ZM216 263V262H215ZM129 264V263H128ZM142 264H143V262H142ZM149 264V263H148ZM152 264V263H151ZM165 264V263H164ZM173 264H175V263H173ZM219 264H222V263H219ZM254 264V263H253ZM256 264V263H255ZM260 264V263H259ZM261 264H263V262H261Z\"/></svg>",
	"mask_w": 264,
	"mask_h": 264
}]
</instances>
